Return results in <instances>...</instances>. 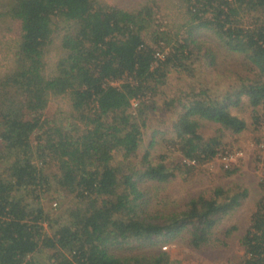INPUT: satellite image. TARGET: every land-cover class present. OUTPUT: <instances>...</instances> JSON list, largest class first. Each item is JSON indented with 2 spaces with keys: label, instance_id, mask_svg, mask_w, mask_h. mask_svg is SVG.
<instances>
[{
  "label": "trees",
  "instance_id": "trees-1",
  "mask_svg": "<svg viewBox=\"0 0 264 264\" xmlns=\"http://www.w3.org/2000/svg\"><path fill=\"white\" fill-rule=\"evenodd\" d=\"M170 4L182 10L166 28L159 15ZM203 29L242 54L249 74L220 96L193 83L174 94L162 134L173 133L165 141L184 163L171 167L152 154L155 133L146 141L148 109L171 69L190 70ZM0 39V264H179L164 244H226L217 229L247 189L218 187L214 198L160 210L152 184L217 155L221 140L202 133L205 121L240 133L247 123L231 105L264 103V0H0ZM51 45L57 61L48 62ZM53 97L69 109L48 115ZM45 168L67 203L55 221L42 201L51 191ZM240 242L238 264H264V195Z\"/></svg>",
  "mask_w": 264,
  "mask_h": 264
},
{
  "label": "rangeland",
  "instance_id": "rangeland-1",
  "mask_svg": "<svg viewBox=\"0 0 264 264\" xmlns=\"http://www.w3.org/2000/svg\"><path fill=\"white\" fill-rule=\"evenodd\" d=\"M103 1L113 4L120 0ZM121 1L124 2L125 0ZM173 5H168L169 9L161 8L162 12L159 17L163 27H173L174 21L181 16L180 10L182 9ZM5 39L6 37L3 40ZM198 39L202 41L203 48L201 51L194 50L193 60L185 61L190 70L171 69L166 83L157 94L156 101L158 104L148 109L149 122L144 128L146 141L148 143L155 133V145L152 154L154 156L164 154L166 163L171 167L181 160L184 163L176 148L165 141L166 138L173 136V133L162 134L174 120V113L170 111L168 104V102L172 104V100L175 99L173 98L174 94L193 83L196 89L203 87L220 96L232 88L236 89L237 84L249 74L244 56L229 51L212 31L201 30ZM8 40L9 37H7ZM207 47L214 53V60L213 58L211 60L210 58L206 59L203 56ZM55 48V45H51L49 55L52 61L48 62L57 61L55 57L57 49ZM166 50L168 51V49ZM159 56L162 57V55ZM2 59L3 49H0V61ZM68 103L70 102L67 98L53 97L46 113L55 115L60 108L67 109ZM173 104L175 105L174 102ZM230 109L234 115L246 121L247 127L244 131L233 133L224 130L219 123L205 121L203 128H201L202 133L206 137H217L221 140L222 144L217 155L210 161L196 166L191 172H185L183 167V171L177 170L175 176L168 181L152 184L153 201L160 210H165L168 207L184 209L185 204L191 198L199 195L214 198V191L218 187L230 195L243 189L248 191V197L224 218L217 229V236L226 244L206 246L201 249L193 248L185 239L164 244L162 250L167 251L170 258L176 263L238 264L244 257V248L240 240L250 225L251 217L264 195V103L254 108L247 98L242 97L241 101L237 105H231ZM34 145L35 150H37L35 141ZM37 161L40 164V161ZM44 171L51 180V191L43 194L42 201L48 214H50V218L55 221L58 215L65 216L66 214L67 203L66 198L63 197L65 193H60L58 186L52 179L53 170L45 168ZM229 171L233 172L229 173ZM228 229H230L231 234L226 237L224 233ZM140 245L139 242H135L130 244L127 249L132 248L136 251V247ZM50 254V252H44L39 256L44 263H48L47 259Z\"/></svg>",
  "mask_w": 264,
  "mask_h": 264
}]
</instances>
